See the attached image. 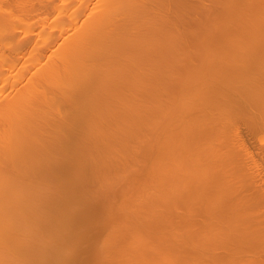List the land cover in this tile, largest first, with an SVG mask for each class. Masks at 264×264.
<instances>
[{
	"label": "bare ground",
	"instance_id": "1",
	"mask_svg": "<svg viewBox=\"0 0 264 264\" xmlns=\"http://www.w3.org/2000/svg\"><path fill=\"white\" fill-rule=\"evenodd\" d=\"M0 264H264V0H0Z\"/></svg>",
	"mask_w": 264,
	"mask_h": 264
}]
</instances>
